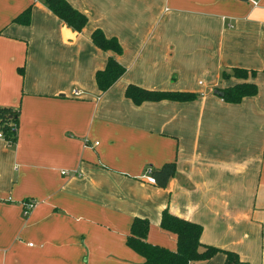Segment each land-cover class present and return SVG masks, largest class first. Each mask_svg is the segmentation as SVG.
<instances>
[{"label": "crops", "instance_id": "0c3cea01", "mask_svg": "<svg viewBox=\"0 0 264 264\" xmlns=\"http://www.w3.org/2000/svg\"><path fill=\"white\" fill-rule=\"evenodd\" d=\"M66 1L86 16L80 31L41 0H0V107L16 117L13 141L0 132V264H143L130 224L145 218V241L174 250L163 209L200 224L201 243L264 264V0ZM94 29L121 48L104 91L94 73L112 53ZM239 81L256 93L214 92ZM127 84L196 97L135 104ZM167 162L164 187L142 176Z\"/></svg>", "mask_w": 264, "mask_h": 264}, {"label": "trees", "instance_id": "16d2710c", "mask_svg": "<svg viewBox=\"0 0 264 264\" xmlns=\"http://www.w3.org/2000/svg\"><path fill=\"white\" fill-rule=\"evenodd\" d=\"M48 10L63 21L68 27L80 31L86 23V16L71 7L66 0H41ZM29 17V8H26L13 21L26 24ZM91 42L103 51H109L102 69L95 71L94 82L100 91L106 90L119 77L124 68L115 59V55L121 52L120 45L115 37H106L101 30L94 29L90 33ZM228 74V73H226ZM230 74L235 78H246L254 74L243 68L234 67ZM225 75V72H223ZM222 100L229 103H237L243 97L252 96L256 93L253 82L239 81L232 85L216 89ZM124 95L133 103L142 101L175 100L188 101L196 97L195 93L177 90L144 89L134 84H127ZM15 112L9 107H0V132L9 141L14 140ZM174 163L167 162L159 168L151 171L155 183L164 187L169 178L174 174ZM160 228L170 231L176 236L174 250L153 245L145 241L148 221L145 218L134 217L130 224L129 234L126 237V245L143 258V264H190L192 261L204 260L213 253L221 251L224 254L222 264H248L239 259L238 255L231 250H223L217 247L205 245L200 242V224L181 218L163 209L159 217Z\"/></svg>", "mask_w": 264, "mask_h": 264}, {"label": "built area", "instance_id": "2783aa9c", "mask_svg": "<svg viewBox=\"0 0 264 264\" xmlns=\"http://www.w3.org/2000/svg\"><path fill=\"white\" fill-rule=\"evenodd\" d=\"M198 83L200 84L201 82L198 81ZM71 94H72L73 96H78V95L81 94V92L78 91V90L73 89V90L71 91ZM0 137H1V133H0ZM61 173H65V171H61ZM142 176L145 178V180H146L148 183H154V182H155V181H154V178H153V176H152V174H151V169H150V168H146V169L144 170V173L142 174ZM32 206H33V203H31V202H25V203H24V211H23V213L26 214Z\"/></svg>", "mask_w": 264, "mask_h": 264}, {"label": "water", "instance_id": "95a60500", "mask_svg": "<svg viewBox=\"0 0 264 264\" xmlns=\"http://www.w3.org/2000/svg\"><path fill=\"white\" fill-rule=\"evenodd\" d=\"M214 92H215V94H219V93L216 92V90Z\"/></svg>", "mask_w": 264, "mask_h": 264}]
</instances>
